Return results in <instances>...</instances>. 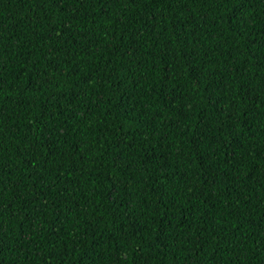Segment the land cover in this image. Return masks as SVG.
<instances>
[{
    "label": "trees",
    "instance_id": "obj_1",
    "mask_svg": "<svg viewBox=\"0 0 264 264\" xmlns=\"http://www.w3.org/2000/svg\"><path fill=\"white\" fill-rule=\"evenodd\" d=\"M0 264H264V0H0Z\"/></svg>",
    "mask_w": 264,
    "mask_h": 264
}]
</instances>
